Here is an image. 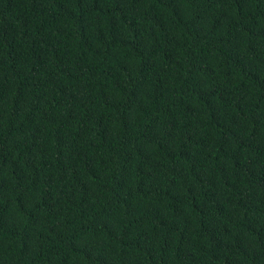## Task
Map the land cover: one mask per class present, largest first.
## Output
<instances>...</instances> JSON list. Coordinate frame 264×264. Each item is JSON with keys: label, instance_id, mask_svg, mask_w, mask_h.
I'll return each mask as SVG.
<instances>
[{"label": "trees", "instance_id": "trees-1", "mask_svg": "<svg viewBox=\"0 0 264 264\" xmlns=\"http://www.w3.org/2000/svg\"><path fill=\"white\" fill-rule=\"evenodd\" d=\"M0 264H264V0H0Z\"/></svg>", "mask_w": 264, "mask_h": 264}]
</instances>
